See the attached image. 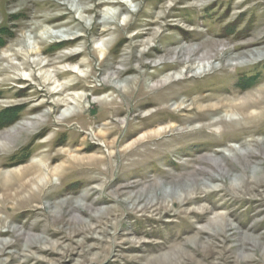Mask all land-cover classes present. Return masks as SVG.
<instances>
[{
  "label": "rangeland",
  "instance_id": "obj_1",
  "mask_svg": "<svg viewBox=\"0 0 264 264\" xmlns=\"http://www.w3.org/2000/svg\"><path fill=\"white\" fill-rule=\"evenodd\" d=\"M102 1L0 0V113L18 116L0 129L1 171L41 150H76L86 135L83 154L108 157L94 133L112 121L115 153L127 152L102 170L74 164L40 191H0V264H264V104L251 119L214 111L221 98L199 113L174 110L176 100L196 96L227 103L261 95L264 0H110L96 8ZM251 51L257 58L243 60ZM67 55L76 57L59 64ZM39 59L53 64L35 67ZM121 73L147 94L122 98ZM168 75L185 77L155 84ZM67 83L65 95L83 98L55 107L63 96L53 93ZM104 97L124 112L99 103ZM171 122L170 131L127 146Z\"/></svg>",
  "mask_w": 264,
  "mask_h": 264
},
{
  "label": "bare ground",
  "instance_id": "obj_2",
  "mask_svg": "<svg viewBox=\"0 0 264 264\" xmlns=\"http://www.w3.org/2000/svg\"><path fill=\"white\" fill-rule=\"evenodd\" d=\"M109 1L110 0L102 1L98 4H96V8L112 4ZM118 5H120V4L118 3ZM89 11H93V10L90 9ZM120 17H121L120 13H115V15H113V19H118V18L120 19ZM256 44L257 43L249 44V46L256 45ZM56 46H65V45H63V43H60V45H56ZM56 46H54L52 48H55ZM35 51H37V50H35ZM32 53H34V51ZM36 53H38V52H36ZM250 54L251 55L246 54L243 57V60L247 58V59L253 61L257 58L258 55H259L258 57L264 58V50L259 51L258 55L256 54V51H251ZM75 57H76V55H67V56L61 57V58H59L58 63L59 64L69 63V62L73 61V59H75ZM43 60H45V59H43ZM36 61L34 63L35 64L34 66L38 67V68H43V67L45 68V67L51 66L53 64L51 62H48V63H45V65H43V67H42V61L41 60L37 61V62ZM26 64H27V62H26ZM16 68H17V66H15V69ZM23 68H24V66H23ZM205 68L209 69V66L205 67ZM211 69H209L208 71H211ZM39 72H40V70H39ZM61 74H66V75H74L75 74L76 75L79 73L76 70H71V69L66 70L65 69ZM125 74H123V73L120 74V77L123 78L121 80L122 86L118 87V88H120V92L122 94L121 97L122 98L124 97V99L126 98V100H129V99H133V97H135V99H136L138 96L139 97L145 96L147 94V92H145L144 89L143 90L140 89V90H138V92H135L134 89H132L133 86H135V85L137 86V83H138L137 77H134V76L124 77ZM127 74H128V72H127ZM184 77H185L184 75H177V76L168 75V77L166 76V77L162 78L161 80H159L155 84L159 85V84H163V83L167 84V83H172V82H178V81H182L184 79ZM156 79H157V72L153 75L152 82H154ZM53 82H55V81H53ZM51 83H52L51 77H47V78L45 77L44 78V83H43V85L45 84L44 87H47L46 84L50 85ZM58 83H60V82H58ZM60 85H62V84L61 83L59 84V88H60ZM65 85L66 86L64 88L62 87V89L60 91L56 90L53 93V94H55V96H63L62 98L58 97L57 102L56 101L53 102V105L55 107H58V104H61V105L65 104V103L68 104L67 103L68 100L74 101L75 103H80L82 98H83V94H81V93H78L76 95H74L73 93H72L73 95L72 94L71 95L70 94L65 95V93H67L69 90L73 89L72 88L73 85H71L70 83H67ZM42 92L45 93L46 96L51 94V91H49L48 89L42 90ZM258 93H261V95L257 96V93L256 94L250 93V94L243 96L240 99H234V100L232 99V101L230 100L227 103L223 102V100H225L226 98L222 99V97H215V94L196 96L192 100H189V99H186L183 101L176 100V103H175L176 106L174 107V110H175V108H176V110H181L182 108L186 107L185 109L188 112H185V113H193L194 111H196L200 108H203L204 103L210 102L214 98H221L220 102H222V103H214L213 105H210L214 111H219V110L225 109L224 110L225 114H227V113L236 114V115L239 114L244 118L251 119L253 116L255 117L253 109H256L257 107L264 104V88L261 89V91H259ZM229 95L232 96L235 94L230 93ZM234 98H236V97H234ZM98 102L104 106H107V107L110 106L111 108H114L113 110H116V112L118 113V116L122 112H124L123 107H119V104L117 103L116 99H114V98L104 97V98H100L98 100ZM165 104L166 103H164L163 105H165ZM136 106L138 107V103L136 104ZM186 110H184V111H186ZM204 110H207V109H204ZM196 112L199 113V111H196ZM149 116H151V114ZM189 119H192V117H189ZM194 121H196V122H194ZM208 122H210V121H208ZM219 122L220 121H218V123ZM196 123H204V121L194 119L193 122H191V125L196 124ZM232 124H234V123H232ZM26 125H27V123H22L21 126L14 128V129H15V131H18L21 127H25ZM115 125L116 124L113 121L110 122L109 124L105 123L102 125V128H100L99 132L94 133L97 137L102 139V141L106 145L105 147L109 149L110 154L108 155V157H104V156L99 157L98 155L86 157L83 154L87 150V147H85L84 144L89 140V138H88L89 136L86 135L84 138H82L80 147L76 150H72L70 146H67V147H65L64 151L59 150V153H57L56 155H54V152H52L51 149H47L45 151L41 150L38 152L37 155H35L37 157L35 159L31 160V162L29 164L21 165V166H18V167L9 169V170L3 169L4 171H1V169H0V191H3L5 198H9L12 195L11 194L12 191L15 192L14 196L18 197L21 194L26 193L27 190H28L27 191L28 193H31V192L33 193V192H35V190L40 191L43 188H49L50 186L52 187L54 177H59L62 180L64 178L66 171H68L67 169L70 170L72 167H74V164H76V165H79V164L82 165L83 164L82 166H85L87 161H88V163H90L89 165H91V167L93 169L102 170L100 167L104 163L108 162L109 159L113 160L118 154L123 155L122 153H125L124 155H126V153H127L126 151H122V152L119 151L118 154L115 153L116 152L115 150L117 149V146L119 143V138L117 137L118 129L115 128L116 127ZM175 125H176L175 123L174 124L172 123L170 126H159L157 128L150 129L149 131H146L145 133L142 132L138 136L133 138L134 141H129V143H128L129 145H127V146L134 147L135 145H137L136 142H138L139 140H142L146 137H150L152 135H158L165 129H168V130L172 129L173 127H175ZM216 125H217V122L212 121L211 126L215 127ZM109 126H112V127L109 128ZM219 128L220 127H217V129H219ZM10 131H13V129ZM44 144L48 145V143H46V142ZM56 152H58V151H56ZM54 160H58V162L55 164H52L53 163L52 161H54ZM6 164L7 163L2 162V159H0V168H2Z\"/></svg>",
  "mask_w": 264,
  "mask_h": 264
},
{
  "label": "trees",
  "instance_id": "obj_3",
  "mask_svg": "<svg viewBox=\"0 0 264 264\" xmlns=\"http://www.w3.org/2000/svg\"><path fill=\"white\" fill-rule=\"evenodd\" d=\"M7 111H9V110H7ZM7 111L0 113V129L8 127L18 117V116H15L14 114L9 115ZM7 114H8V116L4 117Z\"/></svg>",
  "mask_w": 264,
  "mask_h": 264
}]
</instances>
